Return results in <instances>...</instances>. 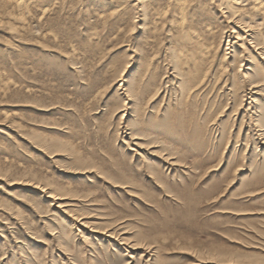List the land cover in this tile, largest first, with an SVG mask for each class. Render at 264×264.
Masks as SVG:
<instances>
[{
  "label": "rangeland",
  "instance_id": "374dc122",
  "mask_svg": "<svg viewBox=\"0 0 264 264\" xmlns=\"http://www.w3.org/2000/svg\"><path fill=\"white\" fill-rule=\"evenodd\" d=\"M33 2L21 21L0 3V264H264V146L238 108V62L252 55L227 38L240 35L235 21L212 6L200 18V51L219 68L200 87L198 127L180 128L165 114L184 53L173 17L155 32L133 3L120 15L106 0ZM152 72L156 95L146 80L138 99L113 84ZM40 190L66 194L74 212Z\"/></svg>",
  "mask_w": 264,
  "mask_h": 264
},
{
  "label": "bare ground",
  "instance_id": "6f19581e",
  "mask_svg": "<svg viewBox=\"0 0 264 264\" xmlns=\"http://www.w3.org/2000/svg\"><path fill=\"white\" fill-rule=\"evenodd\" d=\"M106 1H107L106 3H108V6L110 8H115L114 12L116 13L120 12V15L127 14L126 13L127 11L121 8L122 5H124L125 3H133L131 7L135 8V10L140 12V16L142 18L144 16H149L151 22L153 20L152 24H153V30H155V32L157 31L156 25L159 22L162 21L164 22V19L167 18V16H171L174 18L171 24H173L174 28H177V34L175 36L177 39L176 43H178V48L174 50L184 51V53L178 56L173 62L172 66H170L172 68L171 75L175 76V78H172V80H175L174 86L178 90L179 94L177 97L178 98L177 106L172 108L169 107L165 112V114L167 118L170 119L172 124L177 122L176 124L180 128L198 127V124L201 121V118H199V109H200L199 105L201 104L204 106V104L202 103L199 104V100L201 99V97H203V95L199 92L200 87L207 80V77L210 74V69L214 71L217 68H219V66L217 65L212 68V65L209 64V60L203 58L204 53L200 51L207 47L205 45L206 42L202 39L203 32L201 31V28L204 25L205 33L206 30L207 31L210 30L208 24H205V22H201L200 18L204 16L206 12L211 11V9L214 7L217 9L216 10L217 12L225 11V13L228 15L227 16L228 22L234 20L236 23L234 24V26L237 27L238 30H240V35L235 34L236 36L235 38H233L234 34L233 32H230L227 38L230 37H232V39L239 38L238 41L240 42L241 45H243L244 43L248 45L249 47L248 51L250 52V55H252L251 57L249 55L248 56L246 55V58L248 57L252 61V63H249L247 67L242 66V61L238 62L239 69L237 71L239 72L240 68L243 69L240 75V78L243 79V86L239 89V91L241 92L239 95V104H238L239 110L242 111V113H240L241 119L244 117H247L249 119V124H250V128L253 131V135L256 138H259L260 145L264 146V101L261 102L259 100L261 99V97H263L262 94H264V71L260 70L259 67V65L260 66L264 65V0H120L121 2L119 3L116 2L117 0L116 1L106 0ZM0 3L2 5L3 10L6 13L10 14L12 10L18 12L19 14L18 17L20 21L23 20V18L26 15H29L31 8L33 7L34 4L33 0H0ZM136 5L137 7H135ZM204 6H209L206 11L202 9V7ZM45 11L46 10L44 9L43 14L45 13ZM192 25H195L196 27L194 28ZM251 29L254 30L251 31ZM223 31L224 29L220 33L221 38L220 41L218 42L217 45L218 47H220L221 42H223V37H222ZM233 45L235 46V43H232L231 46L232 49H233ZM236 47L238 49H242L240 45ZM226 55L227 54L225 53L222 54L221 56L222 62L225 61ZM256 60H258L259 63L256 62ZM147 65L148 67H150V62ZM145 80L147 82H151L152 88H150L149 90V95L150 94L156 95V93L160 90L161 81L157 77V75L154 74V72L150 73L149 76L144 75L139 80L128 82V84L122 80H116L115 82H113V84L117 85L118 83L116 82L118 81L121 82L118 85L117 90H122L124 96L125 95L127 96L128 94V97L130 98L134 97L138 99V96L139 95L143 96L145 92L142 89L143 87H141L143 86V83L146 82ZM211 80L217 81L218 79L212 78ZM233 88L234 86H231L230 89ZM234 91L235 93L238 92L237 89H234ZM259 103L261 104L259 105ZM136 104L134 105V108L140 107L139 104L137 105ZM190 108H192V110H190ZM259 115H260V119L258 120ZM127 135L129 137L130 143H132V141H136L137 139H140L139 137H137V135L139 136V134H135L133 130H130L129 133L126 134V136ZM190 137L191 135L189 134V136L186 135V138L184 139L186 140L189 139ZM134 145L137 148L140 147L137 143ZM163 160L164 162L167 163V165L170 166H174L178 162L176 159L172 158V155H167L166 157L163 158ZM34 189H38V188L35 187ZM40 191L43 193V195H45L46 198L51 199L53 202H55L54 206L57 208V210H61L63 214L69 215L70 213L74 212V209L77 206L76 201L69 199L66 194L52 195L48 193L46 190H40ZM83 222L84 221H80L78 223L77 221L78 223L77 225L81 227L87 226L86 225L87 223L86 222L83 223ZM102 232L103 235L109 237L110 239L116 235V233H114L115 230L112 231L111 228L109 227L102 229ZM94 233H99V232L95 230ZM123 234L124 233L117 235L118 241H120V245L124 246L126 249L130 251H134L135 249H137L138 244L136 242L124 238L122 236ZM241 261L240 263L243 262Z\"/></svg>",
  "mask_w": 264,
  "mask_h": 264
}]
</instances>
